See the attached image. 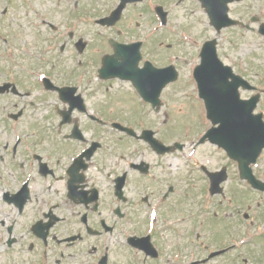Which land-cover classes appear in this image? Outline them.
I'll list each match as a JSON object with an SVG mask.
<instances>
[{
    "label": "flooded vegetation",
    "instance_id": "flooded-vegetation-1",
    "mask_svg": "<svg viewBox=\"0 0 264 264\" xmlns=\"http://www.w3.org/2000/svg\"><path fill=\"white\" fill-rule=\"evenodd\" d=\"M108 6L93 3L91 14ZM63 13L68 16L61 17ZM49 14L57 16L48 15L53 20L45 24L48 34L65 32L70 39L75 33L88 34L86 17L90 12L85 0H58ZM124 29L114 27L103 54L115 57L111 40L114 44L115 40L135 41L137 34ZM96 41L100 49L104 40L98 37ZM81 44L78 39L75 49ZM144 47L141 44L138 67L147 72ZM59 48L64 50L65 45ZM100 64V60L91 59L86 65L74 66L52 59L45 64L25 62L22 70L14 71L15 77L2 71L0 95L6 115L48 110L53 122L47 130L34 123L5 125L10 132H25V139L18 136L1 146L3 179L9 188L1 192V198L5 209L12 208L1 221L5 245L19 243L23 235H29L28 250L33 251L35 242L39 246L35 264H213L241 247L231 239L227 243V238L232 227L236 233L241 231L232 218L238 217L241 209L235 206L238 198L232 194L242 192L255 195L252 206L256 207L246 204L248 209L241 216L247 232L259 234L260 244L264 237V192L223 187L212 194L208 186L184 187L182 173L168 172L166 154L115 128L118 111L104 110L103 84L96 83L102 79ZM41 72L48 84L44 78L38 79ZM35 78L38 83L33 82ZM62 88L69 89L60 92ZM73 94L81 99L84 110L76 97L63 100ZM162 107L163 103L159 109ZM67 111L70 121L61 123L59 114ZM130 126L137 129V125ZM211 216H219V230L206 224ZM219 233L223 241L217 246ZM219 251L224 252L211 257ZM260 252L261 258L264 247Z\"/></svg>",
    "mask_w": 264,
    "mask_h": 264
},
{
    "label": "rangeland",
    "instance_id": "rangeland-1",
    "mask_svg": "<svg viewBox=\"0 0 264 264\" xmlns=\"http://www.w3.org/2000/svg\"><path fill=\"white\" fill-rule=\"evenodd\" d=\"M176 1L177 0H145L141 4L128 7L125 13L126 18L119 25V27H130L135 31L138 30L136 33H142V31L147 34L151 33V43L148 46V50L158 63H165L163 50H166L165 47L168 44L171 46L169 49L171 52H176L184 58L178 65L181 78L176 84L169 86L167 92L164 94L163 100L166 103V108L162 110L161 115L154 112H145L144 115L136 114L131 119H128L125 115H129L125 110L130 107V102L126 100V96H128L126 94L130 92V88L127 84L122 82L115 86L117 97L120 98L118 107L125 114H123V118L136 121L139 128L146 126L160 128L164 123L163 119L166 118V122L159 129V138L165 143L177 141L186 144L182 152L176 151L166 156L167 169L169 172L174 173L178 171L183 174L190 173L195 177V180H193V177L191 178V183H195L192 186L198 189L197 187L204 186V176L202 174V176L200 175L201 165H205L209 170L216 171L223 166H227L229 178L227 182L224 183V186L226 188H246V185L238 180L236 164L229 161L221 149L208 143L194 147V144L202 136L203 131L210 126V123L203 120V112L198 98L195 99L192 97L196 94V91L193 83L188 79L189 65L195 60L194 53L197 45L202 43L205 39L217 37L218 54L223 63L231 66L236 73L264 89V37L258 34L256 30L257 25L253 24H251V27L255 28L254 31L230 27L222 30L220 34H216L211 28L209 19L200 8L198 2L186 0L177 5ZM40 3L43 4V6L40 5ZM33 4L36 6L34 9L38 10V7L42 11L38 10L35 15ZM156 4L163 5L170 13V24L164 29L168 30V32L155 31V29H161L153 12V8ZM52 6V0H0V68L6 65L5 62L7 61V63L16 64L15 71L19 72L22 70L23 65L21 61H24V63L37 62L42 64L43 60L41 59L46 56L49 61L52 59H62L68 61L69 65L74 66L78 65L77 59L84 60L90 58V52L95 46L90 39L97 38V36H95L96 32L91 31V28L94 26L89 27V30H87V33L91 35L84 37L86 38L85 40L88 41V45L86 51H84L81 56H78V53L74 52L72 42L70 41L69 49L60 54L57 46L62 42L61 40L65 34L59 36V39L56 37L58 40H52V36L54 35L48 34V28L42 26L43 24L38 26V19L45 18L50 20L48 15L51 17L57 16L55 14H49ZM3 11H6V13ZM51 12L53 13L55 11ZM60 15L65 18L68 16L66 13ZM230 15L233 18L242 19L247 22L252 15H256L261 21L264 19V1L246 0L241 4H235L231 6ZM126 29L129 30V28ZM184 29L188 31L185 32ZM98 33H100L101 36L108 34V32L105 31H99ZM56 36H58V34ZM75 36L78 38L77 35ZM53 43H55L53 46L57 47L55 52L53 50L52 53H45L44 49ZM26 49H30L32 53H26ZM154 50L157 51L154 52ZM43 52L45 53V57ZM31 83L33 82L31 81ZM113 89L109 91H113ZM242 95L247 96V93L242 92ZM1 108L2 102L0 101V133L2 132L4 134L6 129L3 128V126L7 122H5ZM134 110L136 109L134 108ZM257 110L258 112L264 113V94L261 97ZM44 114L43 111L36 112L32 115V121L39 122L40 125L47 124L49 121L45 119L42 120L43 117H45L43 116ZM28 116L31 117V113H28ZM28 116L25 119H27ZM198 118L203 120L199 127H197L199 124L193 123V121H197ZM140 119H143V122H141ZM138 122L141 125H138ZM6 132L8 133L9 131ZM3 134H0V144ZM175 161H177V163L174 164ZM171 164H174V166ZM255 171L261 173V177L264 178V151L258 161V166L255 168ZM3 172L4 164L0 161V194L2 191H5L6 188L9 190L8 186H6L8 183L7 180L1 177ZM232 196L238 198L234 204L237 208H241L240 210H246V204L249 205L248 208L256 207L255 205L252 206L255 195H247V193L242 192L235 195L232 194ZM250 198L253 199L250 200ZM1 203L0 201V221L4 219V214L12 209H4ZM241 215V212L238 213V217L232 215L233 220L236 221L237 229L241 231L236 233V230L234 232V230L232 231L231 229L232 232L230 237L227 238V243L232 239L235 243L248 241L247 244L233 251L232 255L216 259L213 264H256V262L259 261V245L263 244L255 243L253 240H250V237L254 238V236H256L255 234L244 237V240L240 239V237L244 235V224ZM206 224L219 230V216L207 218ZM239 225H241V227ZM216 229L213 230V233H216ZM233 229H235V227ZM211 235L212 232L210 233V237ZM28 236L29 235H23L22 239L18 241L19 243H15L11 248H7L4 244V228L0 225V264H35L38 253L37 248L39 250V246L38 243L35 242L36 245L33 251L30 252L28 250L30 242ZM219 237L220 239L216 240L215 243L217 246L218 243L223 241V237L220 233ZM91 256L90 254L88 255V262H90ZM244 261L247 263H244Z\"/></svg>",
    "mask_w": 264,
    "mask_h": 264
},
{
    "label": "water",
    "instance_id": "water-1",
    "mask_svg": "<svg viewBox=\"0 0 264 264\" xmlns=\"http://www.w3.org/2000/svg\"><path fill=\"white\" fill-rule=\"evenodd\" d=\"M126 1L127 0H123L121 2V4L119 5V7L115 10V12H114L115 13V19L119 18L120 13H121V10L124 7V4H125ZM130 1H132V0H130ZM216 24H217V27L219 28L224 23H221L220 21H217ZM214 44H215V41L208 42L207 44H205V51L203 53V57H204V61L207 64L211 63L212 66H217V65H219V63H218L219 61L217 62V60H216L217 58H215L216 57L215 50H214V48L212 46ZM205 62H204L203 65L205 67H208V66L205 65ZM208 68H210V67H208ZM227 69H229V68L227 67ZM207 92H208V90L205 88V91L203 92V96L207 97ZM207 99L209 101V105L212 108H214L215 101L211 97H207ZM231 115L232 116H235V119L232 121V124H231V132L229 134V137L231 139H233L234 142H233V144H228V148L232 152H235L237 154V156H242V154L244 152L248 151L249 149H252V150H253V148L259 149L262 146V143L261 142H258L255 146H249L247 144V142L245 141V138L242 135V127L239 124V121H241V119H239L238 117H240V116H247V115H249V112L246 111V112H244L241 115V112L239 110H236L234 112H231L230 113V116ZM226 127H227V122H226L225 125L222 126L220 133L215 137V139L216 140H219L222 144H225V142L227 140V137H226ZM249 130H251V129L248 128V131ZM253 131H255V127L253 128ZM208 135H209V133L206 136H208ZM256 139H257V137H253L251 139V141H250V144H253Z\"/></svg>",
    "mask_w": 264,
    "mask_h": 264
},
{
    "label": "snow or ice",
    "instance_id": "snow-or-ice-1",
    "mask_svg": "<svg viewBox=\"0 0 264 264\" xmlns=\"http://www.w3.org/2000/svg\"><path fill=\"white\" fill-rule=\"evenodd\" d=\"M42 79H43V77H42ZM151 216H152V218H155V217H156V213L153 212V213L151 214Z\"/></svg>",
    "mask_w": 264,
    "mask_h": 264
}]
</instances>
